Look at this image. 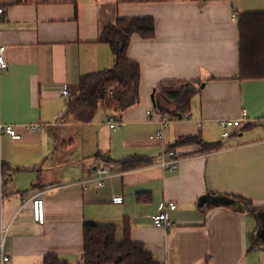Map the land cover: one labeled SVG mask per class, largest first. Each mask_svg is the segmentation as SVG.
<instances>
[{
    "label": "crops",
    "instance_id": "0c3cea01",
    "mask_svg": "<svg viewBox=\"0 0 264 264\" xmlns=\"http://www.w3.org/2000/svg\"><path fill=\"white\" fill-rule=\"evenodd\" d=\"M0 7L8 62L0 69V119L21 133L3 134L0 145V163L12 171L2 219L10 223L13 264H44L48 253L79 264L86 223H114L123 240L126 221L131 238L161 264H264V227L257 237L255 214L213 200L199 204L215 191L264 207V77H240L234 16L264 11V0H0ZM145 16L156 20L155 37L134 33L128 48L141 67L139 102L121 117L100 105L82 119L81 106L71 105L81 76L114 64L103 29L120 17ZM166 80L202 82L184 116L154 109L152 93ZM157 103L173 109L164 95ZM243 109L251 121L224 137L220 120ZM162 116L171 121L157 138ZM112 117L119 128L109 125ZM189 136L223 147L205 151L193 138L178 141ZM170 149L181 158L175 170L162 165ZM129 156L149 162L124 170L119 161ZM101 165L112 172L103 185L82 182ZM38 192L44 223L33 218L30 200ZM116 195L123 201H113ZM163 201L177 203L168 229L152 219Z\"/></svg>",
    "mask_w": 264,
    "mask_h": 264
},
{
    "label": "trees",
    "instance_id": "16d2710c",
    "mask_svg": "<svg viewBox=\"0 0 264 264\" xmlns=\"http://www.w3.org/2000/svg\"><path fill=\"white\" fill-rule=\"evenodd\" d=\"M240 30V77L241 79L264 77V11H244L238 13ZM134 33L145 38L156 35L154 17H120L116 22L107 25L100 39L109 43L114 64L111 68L82 75L77 95L72 106H81L80 117L91 119L100 105H107L119 112V117L129 107L140 100L141 67L128 56V48ZM199 80L162 81L156 86L155 110L171 113L174 117L184 116L191 108L193 95L201 89ZM111 89V90H110ZM164 95L173 106L166 109L157 103V97ZM251 121L250 119L248 120ZM243 126V125H242ZM241 126V127H242ZM248 126V125H247ZM198 140L203 150L214 151L223 147L220 142L204 143L197 136H189L180 140ZM106 157L103 153H98ZM111 160V159H110ZM124 170L135 168L149 160L142 156H129L119 161ZM11 167L3 163L4 185L11 175ZM213 202L236 211H249L258 219V233L263 230L262 214L264 207L243 195L225 192H211ZM131 226L126 221L124 238H117L118 226L114 223H86L83 228L82 261L79 264H161L144 243L131 238ZM259 240L255 241L258 244ZM44 264H71L56 253L45 255Z\"/></svg>",
    "mask_w": 264,
    "mask_h": 264
},
{
    "label": "built area",
    "instance_id": "2783aa9c",
    "mask_svg": "<svg viewBox=\"0 0 264 264\" xmlns=\"http://www.w3.org/2000/svg\"><path fill=\"white\" fill-rule=\"evenodd\" d=\"M4 9L0 7V22L3 19ZM235 18L238 17V14L235 13ZM8 62L5 56V45L0 42V69L7 68ZM111 90V89H110ZM63 92L68 96L70 90L65 88ZM153 113L152 109L149 113ZM249 112L247 109H243L241 115L237 118H223L220 120L222 127V134L224 137H227L232 134L234 130L244 125L249 120ZM170 119L166 116H162L161 126L156 131L155 136L157 138L163 137L164 129L169 126ZM109 125L112 128H119L120 124L116 118L109 119ZM3 134H9L12 138H20L21 133L17 130L15 125L5 123L0 119V145L1 137ZM165 154L167 158L163 160L162 165L169 170H175L178 166L179 161L181 160L180 155L176 150L170 149L166 150ZM112 175L110 168L107 165H101L95 169V173L92 177L84 179L82 182L86 183L87 181L95 180L98 185H103L108 177ZM4 199V177H3V166L0 163V264H13L12 257L6 251L7 238L10 234V223H5L2 219V205ZM123 196L116 195L113 197V201L122 202ZM32 209H33V218L39 223L45 222V200L41 192L36 193L31 198ZM177 207V203L174 201H163L160 204V210L152 215L153 222L156 227L168 229L170 228L174 220L170 216L169 211Z\"/></svg>",
    "mask_w": 264,
    "mask_h": 264
},
{
    "label": "water",
    "instance_id": "95a60500",
    "mask_svg": "<svg viewBox=\"0 0 264 264\" xmlns=\"http://www.w3.org/2000/svg\"><path fill=\"white\" fill-rule=\"evenodd\" d=\"M152 99H153L154 104H155V90L152 93ZM212 200H213L212 194L208 193V194L205 195L204 198L201 199L199 204L203 205L205 201H212ZM262 219H263V227H264V213L262 214Z\"/></svg>",
    "mask_w": 264,
    "mask_h": 264
}]
</instances>
